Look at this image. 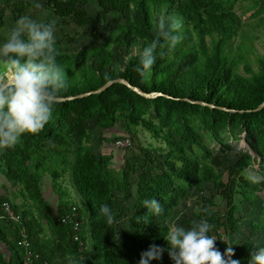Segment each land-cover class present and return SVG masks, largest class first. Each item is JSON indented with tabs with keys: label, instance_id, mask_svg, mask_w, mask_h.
<instances>
[{
	"label": "trees",
	"instance_id": "trees-1",
	"mask_svg": "<svg viewBox=\"0 0 264 264\" xmlns=\"http://www.w3.org/2000/svg\"><path fill=\"white\" fill-rule=\"evenodd\" d=\"M18 1L25 7L33 3ZM238 1L46 0V7L57 16L70 17L83 26L94 21L105 23L113 12L125 18L104 40L101 30L92 29L93 41L87 48L58 51L57 60L66 68L68 79V86L59 97L90 92L117 78H125L146 92H162L171 97L147 98L123 83H114L101 93L57 100L51 120L41 131L25 133L17 145L0 150V175L15 181L20 192V196L14 192L11 197L7 186L2 185L3 197L22 217V223L15 225L0 205V264H24L23 251L17 245L22 227L33 242L32 248L51 264H139L151 246L167 248L165 236L172 214L184 200L192 198L194 190L203 191L206 182H211L227 200V212L213 210L214 197L204 196L197 203L199 215L181 219V224L190 227L197 217L206 216L213 224L209 234L217 239L216 247L221 253L232 248L234 259L250 264L256 246L248 239L231 245L229 239L240 229L239 214L244 201L252 206L261 204L247 177L258 157L248 149L238 150V159L224 167V151L231 148L228 138L244 131L251 150L261 158L264 172V108L255 110L264 102V54L258 57L257 68L244 54L231 59L232 40L239 35L242 22L235 9ZM262 1L260 8H264ZM89 3L97 6L96 16L84 7ZM16 9L24 10L21 6ZM130 9L133 12L128 17ZM160 17L180 22L175 30L180 36L175 47L153 30ZM245 40L240 43V50L245 49ZM154 42L156 63L142 73L137 70L140 55L145 46ZM242 62L244 72L239 71ZM8 73L0 64V78H7ZM91 120L103 130L119 126L132 138L142 127L164 141L168 158L163 172L148 170L139 174L133 189L128 191L125 183L137 170L136 163H131L121 176L108 159H99L91 146ZM213 142L219 143L220 149H212ZM65 173H70L81 204L60 187L55 210L43 194V181L50 175L57 182ZM119 191L125 199L135 198L128 227L121 236L116 224L126 217L118 200ZM18 197L21 202H14ZM152 198L160 201L158 215L143 205L145 199ZM105 203L115 213L111 225L100 214V206ZM73 205L83 220L85 248L73 240L71 224L63 222ZM257 214L258 220L250 223L251 228L264 229V202ZM43 218L50 227L48 233L44 231ZM3 243L11 251L10 258L2 252ZM150 264L173 261L165 250L162 258Z\"/></svg>",
	"mask_w": 264,
	"mask_h": 264
},
{
	"label": "rangeland",
	"instance_id": "rangeland-1",
	"mask_svg": "<svg viewBox=\"0 0 264 264\" xmlns=\"http://www.w3.org/2000/svg\"><path fill=\"white\" fill-rule=\"evenodd\" d=\"M33 2L31 5L25 4L18 0H0V42H3L7 38V33L14 25L15 21L21 15H30L37 20H55L56 21V36H57V48L58 51H78L80 49L87 48L92 43V36L90 31L92 29H99L102 32V40H104L111 29L119 22H122L125 18L120 13H110L108 20L105 23L94 21L89 25H80L74 19L67 17H59L52 10L46 7V0H29ZM39 3L41 7H37ZM263 4L262 0H239L235 9L238 15L241 17L242 22L240 25L239 35L235 36L231 44V59L240 57L244 54L245 57L251 62L255 68H257L258 57L264 54V8H260ZM24 8L22 12L17 11V7ZM88 12L92 16H96L97 6L89 3L84 5ZM133 10V9H132ZM131 9L127 12L128 17L132 15ZM18 14V15H17ZM245 40V49L240 50V43ZM210 39H208V42ZM247 50V51H246ZM243 62L240 63L239 71L244 72ZM11 73H8L7 78L1 79L0 82L6 81L10 78ZM89 132L92 137V150L95 154L104 160L108 159L110 164L119 175H123L124 170L130 166L131 163H136L137 170L130 174L125 184L129 185L128 191L131 192L134 184L136 183L139 174L151 170V172H163L165 169L166 160L168 158V147L162 140H157L144 128L139 127V132L133 135V138L123 131L121 127L115 126L111 129L103 130L98 127L94 121H90ZM129 136L132 138V145L126 148H121L116 145L115 140ZM126 138V137H125ZM228 143L231 145L230 149L224 151L225 166L232 165L239 157L238 150H250L253 156H257L258 160L249 167L247 171V177L255 187L257 199L261 200V204L264 202V172L261 170L260 157L251 150L245 139V132L239 133L238 137H229ZM219 143L212 144L211 148L220 149ZM237 149V150H236ZM103 160V159H102ZM0 181L2 185H6L10 196L14 197V192L20 196L18 184L15 181H9L3 175H0ZM43 194L46 199L52 204L53 208L57 210L60 201V194L58 192L60 187L65 188L70 194L71 198L76 203H80V197L76 193L70 173L59 179L57 182L50 175H46L43 181ZM14 194V195H13ZM122 192H118V200L124 206V214L126 218L120 219L116 224V231L118 236L122 235V231L128 227V216L132 213L133 203L135 198H124ZM214 197L212 209L225 214L228 209L227 200L217 193L216 188L211 182L205 183L203 191L199 192L194 190L193 196L190 200H184L174 211L171 217L172 223H180L181 219H187L194 215H199L200 211L197 203L203 199V197ZM240 198V195H238ZM14 202H21V197L14 198ZM258 205L252 206L248 202L244 201L240 208V229L235 232L229 239L231 245L241 243L243 240H249L256 248L264 247V229L253 230L250 223L258 220ZM35 210V208L33 209ZM35 213L37 214L36 210ZM197 221L200 220V217ZM196 221V222H197ZM44 231L50 232L48 222L43 218ZM220 232L224 234L223 228H219Z\"/></svg>",
	"mask_w": 264,
	"mask_h": 264
},
{
	"label": "clouds",
	"instance_id": "clouds-1",
	"mask_svg": "<svg viewBox=\"0 0 264 264\" xmlns=\"http://www.w3.org/2000/svg\"><path fill=\"white\" fill-rule=\"evenodd\" d=\"M36 6L41 7L39 3ZM179 27V21L160 17L153 30L175 47L180 39L175 32ZM156 47V42L144 47L138 71L146 73L156 63ZM58 55L55 20L21 15L7 38L0 42V64L11 73L8 80L0 82V150L17 145L25 133H38L51 120L58 97L68 86L66 68L58 62ZM143 205L150 213L158 215L161 211L156 198L145 199ZM100 214L109 225L114 223L115 213L110 205L102 204ZM167 227V248L151 246L142 254L139 264L162 258L165 250L173 264H240L234 259L232 248L227 249L225 259L224 251L221 253L216 247L217 239L209 234L213 224L206 216L190 227L180 223ZM250 264H264V247L252 254Z\"/></svg>",
	"mask_w": 264,
	"mask_h": 264
},
{
	"label": "built area",
	"instance_id": "built-area-1",
	"mask_svg": "<svg viewBox=\"0 0 264 264\" xmlns=\"http://www.w3.org/2000/svg\"><path fill=\"white\" fill-rule=\"evenodd\" d=\"M115 143L121 148H126L132 145V139L129 136H124L123 138L116 139ZM2 184L3 183L0 181V205L2 207L3 213L15 225H19L20 223H22V217L15 211L11 202L4 199V189L2 187ZM63 222L71 224L73 228V240L78 242L81 248H85L86 244L81 234L83 220L79 216L77 206L73 205L71 212L63 216ZM20 230L22 237L17 241V245L23 251L22 253L24 264H51L49 261L42 259L41 254L32 248L33 242L29 237L27 230L24 227H22ZM222 254H225V259L228 258L227 250ZM231 258L233 259L232 254Z\"/></svg>",
	"mask_w": 264,
	"mask_h": 264
},
{
	"label": "water",
	"instance_id": "water-1",
	"mask_svg": "<svg viewBox=\"0 0 264 264\" xmlns=\"http://www.w3.org/2000/svg\"><path fill=\"white\" fill-rule=\"evenodd\" d=\"M114 83H123V84L127 85L128 87H130L132 90L136 91L137 93H139V94H141V95H143L144 97H147V98H156L158 96L171 97V96H169V95H167L165 93H162V92H156V91H154V92H146V91L142 90L141 88L133 85L130 81H128L125 78H117V79L109 80L103 86H101L100 88H98L96 90H92L90 92H85V93H82V94H79V95H76V96L58 97V100L73 99V98H76V97H83V96L90 95V94H93V93H101V92L106 90L109 86H111ZM199 103L214 107V104L206 103V102H203V101H199ZM221 108L225 109V110H229L226 107H221ZM263 108H264V102L262 104H260L255 110L257 111V110H261Z\"/></svg>",
	"mask_w": 264,
	"mask_h": 264
},
{
	"label": "crops",
	"instance_id": "crops-1",
	"mask_svg": "<svg viewBox=\"0 0 264 264\" xmlns=\"http://www.w3.org/2000/svg\"><path fill=\"white\" fill-rule=\"evenodd\" d=\"M1 249L3 254L5 255L6 258L11 257V251L8 249L7 245L5 243L1 244Z\"/></svg>",
	"mask_w": 264,
	"mask_h": 264
}]
</instances>
